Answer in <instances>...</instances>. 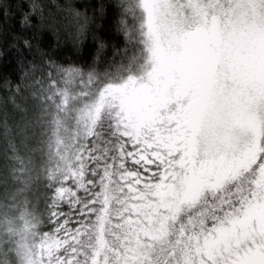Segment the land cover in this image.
I'll return each instance as SVG.
<instances>
[{
  "label": "snow or ice",
  "instance_id": "1",
  "mask_svg": "<svg viewBox=\"0 0 264 264\" xmlns=\"http://www.w3.org/2000/svg\"><path fill=\"white\" fill-rule=\"evenodd\" d=\"M0 264H264V0H0Z\"/></svg>",
  "mask_w": 264,
  "mask_h": 264
},
{
  "label": "trees",
  "instance_id": "2",
  "mask_svg": "<svg viewBox=\"0 0 264 264\" xmlns=\"http://www.w3.org/2000/svg\"><path fill=\"white\" fill-rule=\"evenodd\" d=\"M75 2L79 3V2H80V0H75ZM0 94H2V93H0Z\"/></svg>",
  "mask_w": 264,
  "mask_h": 264
}]
</instances>
